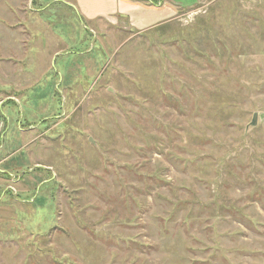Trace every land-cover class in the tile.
Instances as JSON below:
<instances>
[{"label":"rangeland","instance_id":"1","mask_svg":"<svg viewBox=\"0 0 264 264\" xmlns=\"http://www.w3.org/2000/svg\"><path fill=\"white\" fill-rule=\"evenodd\" d=\"M135 1L0 0V264H264V0Z\"/></svg>","mask_w":264,"mask_h":264},{"label":"crops","instance_id":"2","mask_svg":"<svg viewBox=\"0 0 264 264\" xmlns=\"http://www.w3.org/2000/svg\"><path fill=\"white\" fill-rule=\"evenodd\" d=\"M135 1V0H134ZM56 2H58V1H56ZM135 2H137V3H142L143 1L142 0H136ZM152 2V1H151ZM43 3H44V1H43ZM42 3V6H40V8L38 9V10H36V9H32L31 8V10L33 11V10H36V11H38L39 13H40V11H43L42 9H41V7L42 8H44L45 7V4L46 5H51L52 4V2H47V3H44L43 4ZM62 4H64V5H67V4H65L64 2H61ZM153 3V2H152ZM68 6V5H67ZM69 7H71V6H69ZM188 7H190V6H188ZM41 9V10H40ZM159 13V12H158ZM83 17H85V16H83ZM83 17H81L82 18V20L84 21V19H83ZM86 18V17H85ZM38 19H40L43 23H45V22H48V24L51 22V20H46L45 19V16L43 17V15H42V12L40 13V15H39V18ZM161 20H162V22H159V24L158 25H160V23H163L164 22V18H163V16H161V18H160ZM92 21V20H91ZM104 22V21H103ZM52 23V22H51ZM106 23H108L109 24V22L108 21H106ZM81 24H83L82 22H81ZM154 26H156V25H154ZM153 26V27H154ZM147 29H149V28H143L142 29V31H139L138 33H140V32H143V31H145V30H147ZM90 32H92L91 31V29H90ZM36 70H37V68H35ZM35 70V72L37 73L38 71H36ZM57 76H59V80H58V84H59V81H61L62 83L64 82V78L61 76V74H62V71L59 69L58 70V72H57ZM61 77V78H60ZM12 79V78H11ZM66 79H68L67 81L69 82V77L68 76H66ZM66 82V81H65ZM3 84H1L0 85V121H2L3 123H4V125H5V130H3V132H1L0 131V154H1V152L2 151H4L5 149H6V145H8V146H12L15 142H18V140H17V138L15 137V133H14V128H17V130H21V132L24 134V135H26V136H32L31 135V131H33L35 128H36V126L35 125H30L31 123H29L27 126L25 125L24 127H23V117H21V115H20V111H19V108H20V102L18 101L19 100V97L17 98V97H15V93H17V91L16 90H14V89H12V87H15V86H13V83L14 82H7V81H5V82H2ZM67 83V82H66ZM9 87V91H7V90H5V91H1V89H5V87ZM64 98V97H63ZM4 102H6L5 104H7V103H10L11 104V106L13 105V108H11V109H9V111H5V107L3 106L4 104ZM19 105V106H18ZM5 112H6V114H5ZM9 114V117H11V118H15V117H17V119H15V121H16V123H13V125H12V127L11 128H8V125H6V123H7V115ZM17 115V116H16ZM10 118V119H11ZM8 120H9V118H8ZM16 124H17V127H16ZM2 127V124H1V122H0V130L2 129L1 128ZM23 127V128H22ZM7 130H8V138H5L6 137V135H7ZM13 130V131H12ZM13 132V133H12ZM9 138H11L10 140H9ZM15 138V139H14ZM35 140L37 141V138H32L30 141H29V143H34L35 142ZM27 145H28V143H26L25 144V147H27ZM17 151V149L14 151V149H12V150H10V154L9 155H7L6 157H4L5 159H0V165L2 164L3 166L5 165V164H7L9 161H13L15 158H14V156H15V152ZM1 157V156H0ZM16 169V168H15ZM44 169H46V168H44ZM11 168H2V169H0V174H2L3 175V177H5V178H15V176L12 174V172H11ZM48 170H51V169H48ZM13 181H14V183L16 184V182H17V179L15 178V179H12ZM41 190V187H38V188H36L35 189V191H37V190ZM8 190L10 191V189H9V187H8ZM13 191H14V189H13ZM15 192V191H14ZM41 192V191H40ZM16 193H17V191H16ZM20 193V192H19ZM32 193H34V191L32 192ZM38 193H34V195H33V198H37L38 197V195H37ZM5 192L4 191H2V193H1V196H0V199L2 200V199H4L5 198ZM33 200H30V199H27L24 203H23V205H25L26 203H31Z\"/></svg>","mask_w":264,"mask_h":264},{"label":"water","instance_id":"3","mask_svg":"<svg viewBox=\"0 0 264 264\" xmlns=\"http://www.w3.org/2000/svg\"><path fill=\"white\" fill-rule=\"evenodd\" d=\"M263 118H264V115L261 116V119H263ZM258 121H259V120H258V114L255 113V114H254V117H253V119H252L251 125H252L253 127H255V126L257 125Z\"/></svg>","mask_w":264,"mask_h":264}]
</instances>
